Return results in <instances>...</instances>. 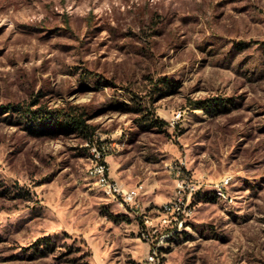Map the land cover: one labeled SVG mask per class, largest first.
<instances>
[{
    "label": "rangeland",
    "instance_id": "rangeland-1",
    "mask_svg": "<svg viewBox=\"0 0 264 264\" xmlns=\"http://www.w3.org/2000/svg\"><path fill=\"white\" fill-rule=\"evenodd\" d=\"M18 106L90 128L31 129ZM93 148L142 211L89 176ZM179 161L202 187L164 223ZM154 246L156 264H264V0H0V264Z\"/></svg>",
    "mask_w": 264,
    "mask_h": 264
},
{
    "label": "built area",
    "instance_id": "built-area-1",
    "mask_svg": "<svg viewBox=\"0 0 264 264\" xmlns=\"http://www.w3.org/2000/svg\"><path fill=\"white\" fill-rule=\"evenodd\" d=\"M92 150L97 151V165L93 171H89V176H91L96 183H99L101 187L108 188L107 198L120 206L128 207L136 213L142 211V197H140L141 184L134 187L120 185L110 176L109 168L104 159V150L98 148H93ZM184 166L185 164L183 161L175 162L169 166L170 174L174 178L175 190L171 201L166 203L165 206H161V211H166V219H162L164 223L168 222L167 218L169 216L177 220L185 211V202L188 201L189 195L198 192L202 187V183L192 178V176L184 170ZM227 179L228 178L222 180L215 188H220L225 191V180ZM144 224L146 227H155L152 224V218L149 217H145ZM164 237H162V240ZM143 238L147 242L151 241V236L147 229L143 233ZM156 261H158V246H154L151 249L147 258L148 264H156Z\"/></svg>",
    "mask_w": 264,
    "mask_h": 264
},
{
    "label": "trees",
    "instance_id": "trees-1",
    "mask_svg": "<svg viewBox=\"0 0 264 264\" xmlns=\"http://www.w3.org/2000/svg\"><path fill=\"white\" fill-rule=\"evenodd\" d=\"M197 108H205L207 106V101H199L194 103ZM10 109L12 112L18 114L20 120L24 121L23 123L30 126V128L42 129L45 127L56 128L61 119L65 120L69 126L75 127L77 130L88 131L89 126L86 125V122L80 117L75 115H66L59 112L58 110L49 111L47 109L38 108L36 111H31L30 109H23V107L18 106L16 108H5Z\"/></svg>",
    "mask_w": 264,
    "mask_h": 264
},
{
    "label": "bare ground",
    "instance_id": "bare-ground-1",
    "mask_svg": "<svg viewBox=\"0 0 264 264\" xmlns=\"http://www.w3.org/2000/svg\"><path fill=\"white\" fill-rule=\"evenodd\" d=\"M230 182V181H229ZM104 188H106V190H107V192H108V188L107 187H104ZM220 192V191H219ZM164 214V213H163Z\"/></svg>",
    "mask_w": 264,
    "mask_h": 264
},
{
    "label": "crops",
    "instance_id": "crops-1",
    "mask_svg": "<svg viewBox=\"0 0 264 264\" xmlns=\"http://www.w3.org/2000/svg\"><path fill=\"white\" fill-rule=\"evenodd\" d=\"M137 185H139V184H137ZM136 186V185H135ZM142 188L144 189V186H142ZM145 190V189H144Z\"/></svg>",
    "mask_w": 264,
    "mask_h": 264
}]
</instances>
